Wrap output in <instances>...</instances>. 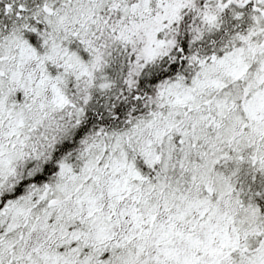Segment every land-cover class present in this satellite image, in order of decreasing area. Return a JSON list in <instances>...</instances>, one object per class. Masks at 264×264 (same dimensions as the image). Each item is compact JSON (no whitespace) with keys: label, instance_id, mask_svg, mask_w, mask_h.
I'll return each instance as SVG.
<instances>
[{"label":"snow or ice","instance_id":"1","mask_svg":"<svg viewBox=\"0 0 264 264\" xmlns=\"http://www.w3.org/2000/svg\"><path fill=\"white\" fill-rule=\"evenodd\" d=\"M0 264H264V0H0Z\"/></svg>","mask_w":264,"mask_h":264}]
</instances>
